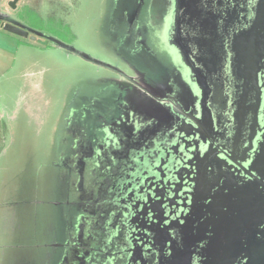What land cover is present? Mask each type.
<instances>
[{"label": "water", "instance_id": "water-1", "mask_svg": "<svg viewBox=\"0 0 264 264\" xmlns=\"http://www.w3.org/2000/svg\"><path fill=\"white\" fill-rule=\"evenodd\" d=\"M177 2L165 40L180 110L161 128L153 116L130 119L120 217L101 240L110 264H264V0H190L211 40L185 30ZM0 19L5 32L45 37Z\"/></svg>", "mask_w": 264, "mask_h": 264}, {"label": "rangeland", "instance_id": "rangeland-1", "mask_svg": "<svg viewBox=\"0 0 264 264\" xmlns=\"http://www.w3.org/2000/svg\"><path fill=\"white\" fill-rule=\"evenodd\" d=\"M9 1L0 0V11L11 20L117 71L0 27V264H24L34 252L22 229L27 209L42 207L46 188L68 226L82 210L89 220L93 169L107 132L137 96L173 88L136 31L138 0H78L75 7L65 0L67 17H50L49 0H22L24 9Z\"/></svg>", "mask_w": 264, "mask_h": 264}, {"label": "flooded vegetation", "instance_id": "flooded-vegetation-1", "mask_svg": "<svg viewBox=\"0 0 264 264\" xmlns=\"http://www.w3.org/2000/svg\"><path fill=\"white\" fill-rule=\"evenodd\" d=\"M13 1V0H12ZM12 1H9L12 2ZM51 2V8H54L52 11V15L50 14V17H57V13L60 12L65 17L70 16L68 15V6L64 3L65 0H49ZM177 2V5L180 7L185 6L186 7V13H187V22L185 23V30L190 34H195L196 38L203 39L208 38L207 40L213 39V29L209 28L208 32H205V25L202 28V26H198V23L196 21L197 18L201 19L202 21H206L207 17L205 16V13H198L193 8L192 3L190 0H138V6L140 7V14L138 23L136 25V31L139 33L141 41L150 47L152 51H154L158 57H160L161 62L164 60L166 62V67H164V63L162 62V65L164 69L166 70L165 76L167 79L168 85H171L173 88L171 91H161L159 94L155 95H149L148 93L145 95H149L150 97H168L172 99V97L177 95L178 93V87L177 82L175 79V74L173 70V65L170 64L167 56V52L172 49L168 43L166 42L165 38V32L167 31L169 21L172 17V14L174 12L175 3ZM22 0H20L17 5V8L24 9L25 6H19ZM36 2V1H35ZM34 2V3H35ZM72 3L75 7L78 3V0H72ZM30 6V5H29ZM193 9V10H192ZM1 12V11H0ZM196 12V13H195ZM1 14H6L4 11L1 12ZM204 14V15H203ZM204 17V18H203ZM8 21L13 22L15 24H19L10 18ZM4 24V22L0 19V27ZM206 24V23H205ZM20 25V24H19ZM24 27V26H23ZM27 30H30L26 28ZM212 33V34H211ZM42 34V33H40ZM45 37H37V40L43 39V40H49L52 37L43 34ZM34 35L30 33L29 38H33ZM128 82V81H127ZM175 82V83H174ZM131 85L134 86V84L131 83ZM159 88V87H158ZM174 94V95H173ZM148 96V97H149ZM138 97V96H137ZM136 97V98H137ZM141 97V96H140ZM135 98V101L137 100ZM173 100V99H172ZM139 104V103H138ZM139 108V105H135L133 107H130L129 110L126 113V116L123 118H120L121 124L113 125L109 131L107 132V139L105 141V144L103 146H100L99 148V161L97 164V167L100 168L102 171L101 175V186L97 187V190H95L96 198L104 197L102 204L96 210L98 212V215L96 217V221L93 222L91 225L92 229L95 228L90 236L85 240L84 247L89 248L90 252L86 255L87 259H83L82 264H110V255L112 254V249H106L104 243H102L101 238L105 234H112L114 226L119 221V213L117 210L114 209L116 205H118V202H120L117 198V195L119 194V188L118 185H120V177L122 175V171L128 167V163L126 160L119 155L122 150L127 149L129 146V143L131 141V130L130 125L133 120V117H135L136 121L137 119H145L147 118L145 115H143L140 111L137 112L136 108ZM171 110V108L166 109L164 112L161 111H154L155 114H160V118L158 117L157 121L158 123L166 121L169 116L168 113ZM135 111V112H134ZM167 111V112H166ZM158 112V113H157ZM131 114V115H130ZM133 116V117H132ZM130 120V121H129ZM155 121L154 119H152ZM165 123H161V127H163ZM108 137L114 138L115 143L108 144ZM102 152V154H101ZM106 156V157H105ZM103 163V164H102ZM114 175V176H113ZM97 212H94L97 214ZM96 229L100 231L99 234H97ZM106 239V238H105ZM85 256V257H86ZM87 260V261H86ZM80 260V262H82Z\"/></svg>", "mask_w": 264, "mask_h": 264}, {"label": "crops", "instance_id": "crops-1", "mask_svg": "<svg viewBox=\"0 0 264 264\" xmlns=\"http://www.w3.org/2000/svg\"><path fill=\"white\" fill-rule=\"evenodd\" d=\"M162 62L164 63V67H166V62L164 60ZM148 96L145 94H142L141 97L138 96L131 107L139 105V108L135 107L137 112L140 111L145 116H153L155 122H158L157 119L160 114L157 117L154 111L161 112L168 108H173L177 111L180 110L179 104L168 97L159 98ZM93 170L95 173L93 185L95 186V190H97V187L101 186L100 184L102 183V171L99 167ZM41 196H43L42 207L37 210L27 209V218L21 217L24 223L27 220L26 226L23 225L22 229H25L27 234L28 247L31 245L29 249L34 250L33 253H29V259L24 264H82L83 259H87L86 255L90 252L89 248L84 247L86 245H82L95 229H92L91 224L96 221L98 215L96 210L102 204L104 197L96 198L87 204L89 220L85 219V212L82 210L80 214L78 212L76 213L74 222L72 220L71 222L73 223L68 226V215L59 213L57 216L52 210L53 202L51 195L46 192V188ZM54 205L57 206L55 203ZM94 210L97 214L93 213ZM23 213L25 212L23 211ZM96 232L97 234L100 233L97 229ZM80 260L83 261L80 262Z\"/></svg>", "mask_w": 264, "mask_h": 264}]
</instances>
